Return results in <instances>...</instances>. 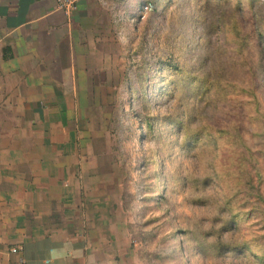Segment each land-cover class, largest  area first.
<instances>
[{
	"label": "rangeland",
	"instance_id": "obj_1",
	"mask_svg": "<svg viewBox=\"0 0 264 264\" xmlns=\"http://www.w3.org/2000/svg\"><path fill=\"white\" fill-rule=\"evenodd\" d=\"M120 5L131 17L114 41L120 83L91 112L88 179L98 176L139 264H254L199 256L194 240L217 226H237L230 242L264 232V0Z\"/></svg>",
	"mask_w": 264,
	"mask_h": 264
},
{
	"label": "crops",
	"instance_id": "obj_2",
	"mask_svg": "<svg viewBox=\"0 0 264 264\" xmlns=\"http://www.w3.org/2000/svg\"><path fill=\"white\" fill-rule=\"evenodd\" d=\"M121 1L67 15L55 0H0V264H139L87 177L91 112L120 83Z\"/></svg>",
	"mask_w": 264,
	"mask_h": 264
},
{
	"label": "trees",
	"instance_id": "obj_3",
	"mask_svg": "<svg viewBox=\"0 0 264 264\" xmlns=\"http://www.w3.org/2000/svg\"><path fill=\"white\" fill-rule=\"evenodd\" d=\"M235 13L239 14V16L242 13V8L238 5L235 7ZM238 21H234V18L231 21V27L236 32V36H239L240 31L238 28ZM261 35V34H259ZM237 38V37H236ZM247 47L246 43H243V47ZM176 70V69H175ZM206 127V125L203 126V128ZM226 129H222L219 131L213 132L214 134H219V137H222L225 133ZM210 131H213L210 129ZM201 132H195L194 134H186L185 132V138H188L187 145L185 147H191L193 146L194 142L197 141L200 137ZM213 133H207L206 136H211ZM209 182V180H207ZM261 228L264 231V226ZM237 230V226H217V228H211L209 231H205L200 235V239L195 238V246L194 249H196V252L199 256L203 257H221V256H241L251 259L254 264H264V244H261L260 242H257V240H264V232H262V236H257L256 238H252L251 240L247 238H241L238 237V241L230 242V239L235 237V233ZM188 232L191 231H184L181 234L183 236H186ZM195 237V235H194ZM223 237H229V240H225ZM211 239V242H209ZM256 239V241H254ZM254 241V242H253ZM258 246V250L255 251L254 245ZM182 253H184L185 247L184 243L181 246ZM210 258V257H209ZM206 259V258H205ZM208 260V259H207Z\"/></svg>",
	"mask_w": 264,
	"mask_h": 264
},
{
	"label": "built area",
	"instance_id": "obj_4",
	"mask_svg": "<svg viewBox=\"0 0 264 264\" xmlns=\"http://www.w3.org/2000/svg\"><path fill=\"white\" fill-rule=\"evenodd\" d=\"M55 1H56L58 10L69 15L77 10V6L81 0H55ZM18 250H19L18 248H12L10 252L16 253Z\"/></svg>",
	"mask_w": 264,
	"mask_h": 264
}]
</instances>
